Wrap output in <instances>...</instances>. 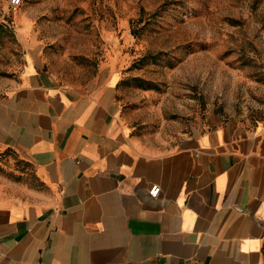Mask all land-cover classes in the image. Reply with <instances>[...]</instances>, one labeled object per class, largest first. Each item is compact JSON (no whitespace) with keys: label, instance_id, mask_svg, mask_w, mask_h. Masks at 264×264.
Returning <instances> with one entry per match:
<instances>
[{"label":"crops","instance_id":"1","mask_svg":"<svg viewBox=\"0 0 264 264\" xmlns=\"http://www.w3.org/2000/svg\"><path fill=\"white\" fill-rule=\"evenodd\" d=\"M0 264H264V119L140 133L117 83L28 52L0 79Z\"/></svg>","mask_w":264,"mask_h":264},{"label":"rangeland","instance_id":"2","mask_svg":"<svg viewBox=\"0 0 264 264\" xmlns=\"http://www.w3.org/2000/svg\"><path fill=\"white\" fill-rule=\"evenodd\" d=\"M31 51L64 81L117 83L140 133L264 119V0H0V79Z\"/></svg>","mask_w":264,"mask_h":264},{"label":"built area","instance_id":"3","mask_svg":"<svg viewBox=\"0 0 264 264\" xmlns=\"http://www.w3.org/2000/svg\"><path fill=\"white\" fill-rule=\"evenodd\" d=\"M22 0H12V5L17 8L21 4ZM161 191V187L159 185H153L150 193L153 197H157Z\"/></svg>","mask_w":264,"mask_h":264}]
</instances>
